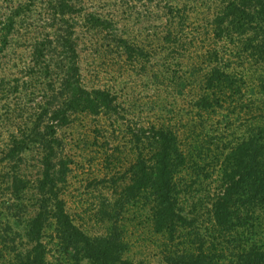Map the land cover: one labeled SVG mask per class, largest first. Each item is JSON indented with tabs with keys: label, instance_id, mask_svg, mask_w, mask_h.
Wrapping results in <instances>:
<instances>
[{
	"label": "trees",
	"instance_id": "obj_1",
	"mask_svg": "<svg viewBox=\"0 0 264 264\" xmlns=\"http://www.w3.org/2000/svg\"><path fill=\"white\" fill-rule=\"evenodd\" d=\"M161 1L150 51L81 0L10 1L0 17V60L12 44L28 52L13 56L10 74L0 62L7 188L33 196L13 264H136L129 226L155 236L156 264H264V0ZM82 30L93 31L98 56L144 72L159 50L149 70L165 89L160 105L142 109L88 84ZM79 116H92L103 138L101 182L111 193L98 232L77 222L63 196L76 161L63 130ZM26 152L30 171L21 169Z\"/></svg>",
	"mask_w": 264,
	"mask_h": 264
},
{
	"label": "rangeland",
	"instance_id": "obj_2",
	"mask_svg": "<svg viewBox=\"0 0 264 264\" xmlns=\"http://www.w3.org/2000/svg\"><path fill=\"white\" fill-rule=\"evenodd\" d=\"M10 1L13 4V2H22L24 0H0V17L9 13ZM81 1L85 4V12L94 11L102 14L103 17H113L126 36L140 41L145 45L146 50L150 51L152 46L156 48L153 34L159 30L158 27L163 23V18L161 17L163 13L156 5L163 4L161 0H145L143 2H126V0ZM30 13L33 14L31 16L34 19L36 15L32 11ZM78 33L81 35L79 42V50H81L80 66L88 84L112 87L121 95V101L124 98H132L142 109L146 108L147 103L151 104L154 100L159 104L161 101L159 94L163 96L164 87L153 84L152 70H149L160 60L159 50L153 51V56L146 64L148 69L144 72L137 68L129 67V65L125 66L116 61L117 59L111 60V58H116L113 55L105 56L104 58L98 56L99 53L94 52L96 49L95 46H92L90 40L92 39L93 31L82 30L78 31ZM18 44L22 45V43ZM17 46H13V44L8 46L4 51L2 60H0L2 64L6 63L3 65L4 73L6 74L13 72L10 68L12 67L11 60H13V56H26L28 53L24 48ZM121 65H123L122 68L120 67ZM94 122L92 116H79L74 124L63 130L69 143L68 147L76 160L71 165L72 170L63 196L67 202L68 210L88 232L103 230L102 224L98 223V209L103 203L108 201L105 199L110 198L111 193L109 184L101 182L103 177H107L108 173L106 172L103 156L100 152L98 153L100 149L96 146V144L103 141V138L97 139L96 131H94ZM7 140L8 133L6 128H0L1 149L4 148V143ZM97 140L99 143H97ZM32 155V153L26 152V163L21 166V169L32 170V167H28L32 163ZM1 157L2 154H0V176L5 175L4 179L6 181L1 182L0 180V220L2 223L0 224V248L3 246V251L0 249V264H13L14 259L11 260L13 255L10 253L13 248H16L15 245L23 243L20 237H23L27 218L23 213L28 210L32 212L30 202L33 200V196L30 193L28 195V192H26L27 197L20 199L12 188H7L9 186L8 180H11V178L7 179V177L11 172L8 168V162L1 160ZM33 170L35 172V169ZM19 194H22V192ZM52 230V228H48L46 231L50 234ZM128 236L131 241L130 254L135 259L136 264L157 263L158 258L153 256L156 246L154 241L151 240L155 236H152L143 227L138 226H129ZM3 239L9 243L7 249L4 247L5 242ZM46 240H50L49 237ZM12 241L13 243H11ZM50 258L54 259L53 257Z\"/></svg>",
	"mask_w": 264,
	"mask_h": 264
}]
</instances>
